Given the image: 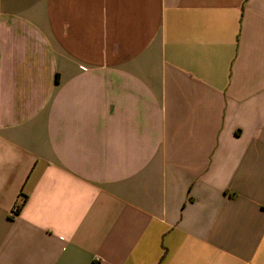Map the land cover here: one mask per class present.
<instances>
[{
	"label": "crops",
	"instance_id": "crops-1",
	"mask_svg": "<svg viewBox=\"0 0 264 264\" xmlns=\"http://www.w3.org/2000/svg\"><path fill=\"white\" fill-rule=\"evenodd\" d=\"M0 264H264V0H0Z\"/></svg>",
	"mask_w": 264,
	"mask_h": 264
},
{
	"label": "trees",
	"instance_id": "trees-1",
	"mask_svg": "<svg viewBox=\"0 0 264 264\" xmlns=\"http://www.w3.org/2000/svg\"><path fill=\"white\" fill-rule=\"evenodd\" d=\"M25 201V195L23 193H21V196H20V202L19 204H17V207H16V210L15 212L18 210V208L23 204V202Z\"/></svg>",
	"mask_w": 264,
	"mask_h": 264
},
{
	"label": "built area",
	"instance_id": "built-area-1",
	"mask_svg": "<svg viewBox=\"0 0 264 264\" xmlns=\"http://www.w3.org/2000/svg\"><path fill=\"white\" fill-rule=\"evenodd\" d=\"M14 210H16V207L14 208Z\"/></svg>",
	"mask_w": 264,
	"mask_h": 264
}]
</instances>
